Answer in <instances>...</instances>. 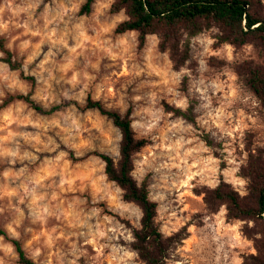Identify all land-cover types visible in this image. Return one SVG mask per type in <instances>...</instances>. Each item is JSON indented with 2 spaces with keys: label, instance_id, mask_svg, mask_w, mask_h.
<instances>
[{
  "label": "clouds",
  "instance_id": "obj_1",
  "mask_svg": "<svg viewBox=\"0 0 264 264\" xmlns=\"http://www.w3.org/2000/svg\"><path fill=\"white\" fill-rule=\"evenodd\" d=\"M259 2L264 5V0ZM116 4L117 0H0V163H7L0 170V215L8 213L0 224V264H21V254L31 264H147L133 247L138 243L135 233L144 230V208L135 200H125L128 189L108 172L109 161L117 175L124 161L126 134L117 117L127 121L133 142L151 140L155 148L175 153L170 161L181 159L187 165L193 153H209L193 158L182 183L198 178L190 188L216 190L221 183L216 177L218 161L210 149L202 143L185 146L193 144L195 125L205 128L209 119L217 123L212 104L215 93L224 92L220 79L224 76L227 92L218 101L216 117L238 106L234 125L232 112L227 113L231 126L226 135L235 132L242 137L248 131L254 135L251 153L264 149V101L246 87L244 74L237 71L245 64L264 67V44L224 39L215 21L195 33L180 27L176 47L183 53L187 45L190 58L177 67L170 45L160 50L164 42L160 33L142 34L127 27L117 31L133 18L126 7L113 11ZM85 5L90 11L80 14ZM213 59L216 67L210 64ZM105 61L131 62L128 78L119 87L111 74H103ZM185 78L186 92L181 91ZM89 101L98 107H90ZM33 105L50 114L36 112ZM190 107L191 121L183 115ZM238 146V155L235 148L228 152L231 167L223 175L224 183L244 198L250 180L238 174L247 166L249 152L243 143ZM181 149H185L182 156ZM153 151L128 156L127 176L137 190L142 188L149 160L156 159ZM154 187L148 188V203L163 199L153 193ZM105 210L130 227L118 221L111 226L113 217ZM227 210L222 203L217 219ZM175 215L164 223L158 213L152 218L153 227L165 239L187 222ZM93 219L96 224L90 223ZM245 224L254 227L251 220L237 219L223 235L229 237V251L238 248L255 255L253 241L241 231ZM239 252L233 253L230 264H243Z\"/></svg>",
  "mask_w": 264,
  "mask_h": 264
},
{
  "label": "trees",
  "instance_id": "obj_2",
  "mask_svg": "<svg viewBox=\"0 0 264 264\" xmlns=\"http://www.w3.org/2000/svg\"><path fill=\"white\" fill-rule=\"evenodd\" d=\"M121 6L128 9L133 22L121 26L117 31H122L127 27L138 28L142 34L145 32L160 33L164 37L160 49L163 51L165 44L170 45L172 59L176 62L177 67L183 63L184 59L190 58L187 45H185L183 53H180L176 47L179 43L177 33L180 27L190 33H195L209 22L215 21L222 27L225 34L224 39H229L236 44L246 40H255L264 44V5H261L259 0H117L113 11L118 10ZM89 11V5H85L80 14ZM143 46L142 35L140 47ZM12 67H18V65ZM237 71L244 74L245 85L264 101V67L245 64ZM27 79L32 80L31 77ZM11 99L10 97L9 100H6L5 105ZM89 106L98 107V105H92L91 101H89ZM33 107L41 114H50L44 113L37 105H33ZM165 107L167 109V105ZM55 110L53 109V111ZM172 111H175L177 115H182L179 110ZM183 115L191 121L193 119L191 107L189 112ZM117 123L125 130L126 134V140L122 147L124 161L118 175L113 172L111 161H109L108 172L111 178L117 179L123 187L128 189L125 200L137 201L145 211V218L142 221L144 230L135 233L138 243L133 247L140 250L141 258L147 264H169L170 240L163 238L152 225V218L157 215L158 203H148L145 199L149 188L147 181L143 182L140 190H137L127 176V171L131 168L129 154L139 152L147 145L148 141L133 142L131 134L127 131V121L120 122L117 117ZM103 158L107 160V157ZM241 173L250 180L247 188L248 196L240 198L228 185L221 184L211 192V197L221 204L228 205L226 214L228 220L253 221L254 227L246 226L243 232L253 240L256 254L246 255L244 264H264V149L256 150V155L249 152L247 166L241 168ZM257 234L260 236L259 239H256ZM17 248L19 249V244H17ZM21 264H31V262L24 260L23 254H21Z\"/></svg>",
  "mask_w": 264,
  "mask_h": 264
},
{
  "label": "rangeland",
  "instance_id": "obj_3",
  "mask_svg": "<svg viewBox=\"0 0 264 264\" xmlns=\"http://www.w3.org/2000/svg\"><path fill=\"white\" fill-rule=\"evenodd\" d=\"M137 51H139V49ZM130 64L131 62L128 65H125L119 61L116 63L105 61L102 71L103 74H111L113 79L117 80V87H119L120 83H123L128 78L127 69L130 67ZM210 64L213 67L217 66V62L214 59L210 61ZM122 73L123 75H121ZM220 79L223 82L224 92H216L212 104L213 116L217 123L214 124L213 121L209 119L205 128H200L198 125H195L194 127L196 128V131L191 137L193 144L186 145L185 148L193 147L202 143L205 147L210 149L213 159L218 161V164L216 165V177L220 180L221 185L225 184L223 173L231 167L227 162L228 152L235 148L238 155L239 143H243L245 150L250 152L254 142V135L248 131H245L242 137L238 136L235 132L232 136L226 135V131L231 126L229 124V119L227 118V113L232 112L231 124L234 125L238 119L236 112L238 106L234 105L232 108L226 109L224 115L216 117L215 109L220 106L218 101L222 100L227 92V78L221 76ZM186 90L187 78L185 79V82H182L181 84V91L186 92ZM208 94L210 96L213 94L211 89ZM196 103L197 101L193 100L192 106H195ZM261 115H264V113H261ZM205 119H208L207 116H205ZM217 124H221L223 127H218ZM185 138H189L188 134H185ZM156 143H159V141ZM152 149H154L152 154L156 159L149 160L150 167H148L144 181H147L149 186L155 185V187L152 188L154 194L159 193L163 196V199L156 201L158 203L157 213L161 217L160 222L164 223L172 218V213L176 214L175 219L187 218L184 227L181 228L179 232L168 237L170 240L169 264H230L233 253L239 252V249L237 248L229 251L227 243L229 237L223 234L232 226L235 220H228L226 216L227 212L220 217V219H217L221 203L212 199L211 192L213 190H209L206 186L189 187V185H195L196 179L198 178L188 181L187 184L182 183V181L186 179V176L184 175L186 167L193 163V158H204L209 153H193L192 157L187 158L186 165L181 159L170 161L169 157L175 156L176 154L170 151L165 152L160 148H155V145L151 140H148L147 145L139 152L143 151L145 152V155H147V150ZM184 150L185 149H181V156L183 155ZM47 155L48 154L46 153L41 154V158L43 159L44 156ZM169 162L180 164V167H172L171 169L161 167L162 164ZM5 167H7L6 161L0 163V170H3ZM200 167H202V165H200ZM238 175H242V173L240 172ZM228 186L231 188L230 185ZM4 203L6 204V202ZM2 206L3 204H0V207ZM101 207H103V205H101ZM192 208H196L197 210L190 211ZM104 214L113 217V224L111 226L114 227L115 222L118 221L124 223L127 227H130V225L127 224V221L122 220L115 213H110L105 210ZM7 215V212H5L4 215H0V224L5 221ZM90 223L96 224L97 221L96 219H93ZM246 226L247 224L244 225L243 229ZM190 229L192 230L190 231ZM243 229L241 230L243 236L250 239L244 234ZM71 239L72 238H70V240ZM77 243H79V241H77ZM120 243H123V240H120ZM85 247H88L91 251V246ZM249 254L250 253L239 252L243 264L244 257Z\"/></svg>",
  "mask_w": 264,
  "mask_h": 264
}]
</instances>
